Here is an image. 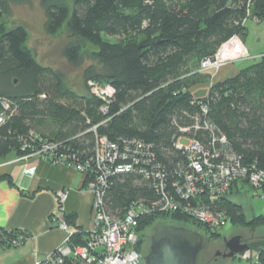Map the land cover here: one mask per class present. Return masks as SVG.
Returning <instances> with one entry per match:
<instances>
[{
    "label": "trees",
    "instance_id": "16d2710c",
    "mask_svg": "<svg viewBox=\"0 0 264 264\" xmlns=\"http://www.w3.org/2000/svg\"><path fill=\"white\" fill-rule=\"evenodd\" d=\"M26 1L0 0V97L11 101V111L0 126L1 155L25 154L23 138L31 132L69 140L73 149L90 155L96 143L91 129L96 126L99 135L112 141L120 137L152 141L160 160L174 159L180 156L174 136L181 133L180 126L194 123L205 102L207 115L229 138L243 164L264 169V56L207 86L204 96L192 92L194 84L211 80V72L198 71L202 58L234 37L245 39L247 10L264 20V0H41L46 31L66 36L63 54L69 62L93 61L84 71L87 87L82 93L61 69L40 62L28 45L25 24L8 21L12 5ZM106 36L120 39L112 42ZM91 80L109 86L110 103L91 93ZM105 105L107 111L102 109ZM237 184L230 192L238 189ZM110 185L108 207L114 213L121 214L133 200L156 195L151 183L132 173L111 177ZM254 188L264 200V181ZM220 207L231 223L253 229L264 225L263 216L247 220L229 196ZM166 215L189 220L178 213L144 215L139 244ZM66 219L75 230L70 242L84 243L86 234L76 227L75 216L66 214ZM23 234L0 226V244H11ZM257 249L256 264H264V249ZM201 258L204 264L222 261L216 262L207 250Z\"/></svg>",
    "mask_w": 264,
    "mask_h": 264
},
{
    "label": "built area",
    "instance_id": "2783aa9c",
    "mask_svg": "<svg viewBox=\"0 0 264 264\" xmlns=\"http://www.w3.org/2000/svg\"><path fill=\"white\" fill-rule=\"evenodd\" d=\"M251 15L247 10L245 19ZM233 39L221 45L213 55L202 58L198 71L213 73L227 63L263 58L264 53L244 55L241 48L234 54H226ZM88 86L93 95L111 102L109 86H101L95 80H91ZM102 109L107 111V105ZM8 111H11V101L0 97V126L6 121ZM208 111L209 105L204 102L201 114L193 117L194 123L180 126L181 133L174 136V148L180 156L166 161L159 159L154 142L135 137H120L112 141L108 136L99 135L96 126L91 129L96 133V143L90 155L73 149L69 140H51L34 132L24 137L23 150L26 153L23 156L42 157L89 175L86 186L94 197L91 207L93 228L85 233L84 243L72 244L70 239L75 230L66 219L64 208L68 191H58L59 203L51 220L68 233L67 238L64 244L33 264L133 263L135 258L145 253L137 248L141 235L138 227L144 215L178 213L205 225L208 234L219 233L229 221L228 213L220 203L230 195L231 186L248 180L251 186L259 187L264 181V169L243 164L229 138L207 115ZM174 124H177L176 120ZM197 132L202 136L198 137ZM130 173L151 183L156 195L133 200L121 214L114 213L109 210L107 196L111 177ZM24 238V234L19 235L11 244L17 245Z\"/></svg>",
    "mask_w": 264,
    "mask_h": 264
},
{
    "label": "crops",
    "instance_id": "0c3cea01",
    "mask_svg": "<svg viewBox=\"0 0 264 264\" xmlns=\"http://www.w3.org/2000/svg\"><path fill=\"white\" fill-rule=\"evenodd\" d=\"M223 73H226L224 78L229 77L226 69ZM86 177L76 168L51 163L42 157L27 158L15 152L0 154V226L26 234L17 245L0 244V264H33L65 243L68 233L51 220L60 190L68 191L66 214L75 216L76 227L89 233L94 225L91 208L94 197L85 184ZM243 185L241 182L237 184L238 190L233 188L230 199L242 207L247 220L264 217V208L258 211L251 197L240 190ZM248 237L245 238L248 244L264 249V225L254 228Z\"/></svg>",
    "mask_w": 264,
    "mask_h": 264
},
{
    "label": "rangeland",
    "instance_id": "374dc122",
    "mask_svg": "<svg viewBox=\"0 0 264 264\" xmlns=\"http://www.w3.org/2000/svg\"><path fill=\"white\" fill-rule=\"evenodd\" d=\"M11 16L8 17V21L13 23H22L25 24L28 28L30 37L28 39V45L34 50L36 56L40 62L46 66L50 65L55 67L56 69H61L65 75L67 76L68 81L72 84L79 92L86 90V83L84 80V71L85 69L90 66L93 61L90 58H86L80 65H74L73 63L69 62L65 54H63V46L65 45L66 36H53L52 34L48 33L45 28V11L41 5V0H28L23 3H14L12 5ZM255 18V19H254ZM244 25H247L248 32L243 39V37H237L232 40L230 44V50L226 54H234L235 51L237 52L238 49L244 52V55L247 53L252 55H257L258 53H264V20L256 17L254 15L249 16L245 19ZM107 39L113 41H118L120 37L113 36L109 37L106 36ZM238 51V52H240ZM254 60V61H252ZM252 60L247 61H236L227 63L222 66L218 70H214L212 73L213 75L210 76V82H199L193 85L192 92L195 93L196 96H204L208 92V87L211 82H216L217 80L225 79L223 70L226 69L228 76H233L236 74L241 68L246 67L248 64L255 62V58ZM208 72V71H206ZM210 72V71H209ZM90 82V81H89ZM88 82V84H89ZM102 86V84H101ZM89 87V86H88ZM244 182V181H241ZM240 182V183H241ZM241 185V184H239ZM238 190V189H237ZM244 193L248 194L251 201H253V206L258 210L262 211L264 208V200L261 196V191L255 189L253 186L251 187L249 184L244 182V185L241 189ZM243 210V209H242ZM181 223L185 226H190L196 230H200L201 232H207L205 225L196 222L193 218H189L188 221L180 222L175 221L171 216L166 215L165 217H159L157 222L154 225V228L144 236V242L142 239V243H138L142 252H147L148 246L151 239V234L153 233L155 226L160 223ZM241 226L238 224L231 223L230 221L221 228L219 231L220 235L230 236L234 231L237 229H241ZM217 236V235H215ZM249 234H247L246 238H249ZM141 240V239H140ZM246 241V240H245ZM140 242V241H139ZM148 243V244H147ZM259 247L255 246L251 247L247 250L242 252L241 256L233 257V258H225L223 259L220 264L226 263H233V264H256V256ZM216 249L214 243L211 242L209 244V248L207 249L209 256L211 253ZM253 258V259H252Z\"/></svg>",
    "mask_w": 264,
    "mask_h": 264
},
{
    "label": "water",
    "instance_id": "95a60500",
    "mask_svg": "<svg viewBox=\"0 0 264 264\" xmlns=\"http://www.w3.org/2000/svg\"><path fill=\"white\" fill-rule=\"evenodd\" d=\"M150 239L148 251L128 264H204L201 254L211 241L200 230L178 222L157 224ZM231 242L233 247L223 255L225 258H233L250 248L247 242L242 243L241 236Z\"/></svg>",
    "mask_w": 264,
    "mask_h": 264
},
{
    "label": "flooded vegetation",
    "instance_id": "af4514ba",
    "mask_svg": "<svg viewBox=\"0 0 264 264\" xmlns=\"http://www.w3.org/2000/svg\"><path fill=\"white\" fill-rule=\"evenodd\" d=\"M240 226H241L240 227L241 229H237L230 236H225V235L215 236L212 234H208L207 232H204V234L206 236L210 237V239H211L209 244H211V242H213L214 246L216 247V249L213 251V253H211V257L216 262H219L220 260L225 259V257L223 255L225 253L229 252L231 247H233L232 242H231L233 239H236L238 236H241L242 237V243H244V242H246L245 238H246L247 234L250 235L254 231L252 226H247V225H240ZM147 246L149 247V245H147ZM218 252H220V254H217ZM241 254L242 253L238 254L237 256H239ZM237 256H235V257H237ZM226 264H230V262L226 263Z\"/></svg>",
    "mask_w": 264,
    "mask_h": 264
}]
</instances>
